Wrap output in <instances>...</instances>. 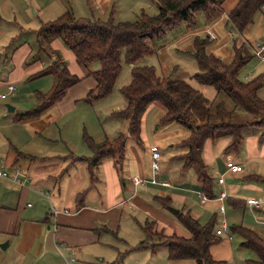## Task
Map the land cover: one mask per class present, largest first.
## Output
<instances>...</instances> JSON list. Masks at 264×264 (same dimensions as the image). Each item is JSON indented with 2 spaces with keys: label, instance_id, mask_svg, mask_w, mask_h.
I'll use <instances>...</instances> for the list:
<instances>
[{
  "label": "crops",
  "instance_id": "0c3cea01",
  "mask_svg": "<svg viewBox=\"0 0 264 264\" xmlns=\"http://www.w3.org/2000/svg\"><path fill=\"white\" fill-rule=\"evenodd\" d=\"M233 6L224 10V13L212 23L190 34L192 40L196 34L209 33V36L215 39L212 48H216L217 52L228 51L231 46L227 28L230 24L228 12ZM6 21L9 20L0 15V25H4L0 27V92L8 93L6 99L0 98V106L4 104L3 101L10 100L11 104L7 106H10L8 108L12 113L17 114L9 118L6 124L0 119V167L8 172L7 177H0V264H38L41 259L45 260L44 264H76L77 259L74 256L89 262L90 257H97L103 252L99 241L101 234H114L113 231L122 226L124 207L136 208L141 205L144 211L151 210L157 214L156 219L160 221L159 218H165V215H162L158 209L165 208L159 198H170L171 204L167 206L169 208L175 207V199L170 195H162L163 190L153 186L156 184L137 186L134 183L135 176L147 180L153 177L152 161L151 170H149L145 166L141 152L139 153L135 147V143L140 146L144 143L145 155L147 154L151 160L149 142L145 143L143 140V138L147 139L146 134L141 133L140 144L133 138L127 139L123 160H120L118 153L114 152L103 157L94 168L90 164L94 153L84 142L85 134L91 136L95 142L101 143L106 139H115L120 133L126 132H119L113 138L105 136V139L101 141V139L96 140L86 129H83L81 141L87 153L79 155L80 153L71 149L73 129L66 127L63 121L74 111V107L69 102L62 103L67 101L65 99L74 101L79 96H83L80 91L74 92L80 83L71 87L61 101L47 108L41 115L23 116L42 103L41 94L49 95L52 92L55 84V78L52 75L54 84L51 91L47 93L35 91L37 95L34 93V102L37 101V106L28 110L27 107L22 106L19 111L17 110V104L21 103L18 88L34 79L51 75L37 76L36 74L52 65L58 58L64 60L69 71L81 79H85L88 74H83L80 68L82 65L76 61L74 53L60 39L51 42L48 53L39 55L37 43V51L33 55V48L26 42H21L25 29H20V26L19 28L5 26ZM208 50L211 51V46ZM51 54L54 55L51 56ZM162 55L164 59L165 53ZM9 84L15 86L13 91L8 89ZM32 93L29 90L28 96ZM0 113H3L1 107ZM44 114L46 115L42 117ZM111 114L115 115V109ZM60 123L62 125H59ZM175 124L177 123L166 126L162 132ZM112 132L115 133V130L108 131V134H114ZM180 135L187 137L189 133L182 129L165 133L164 137L153 139L150 147L152 145L160 147V144L163 145L166 141L170 144L169 146L174 147ZM207 155V162L202 159L214 180V197L208 196L209 201L203 202L198 194L199 191H203L200 186L197 191L199 206L198 203H185L186 196L182 195L180 203L183 205L179 204L178 210L188 211L198 220L202 216L212 214V217H217V221L221 218L222 225L223 222L227 223L228 208L233 211L229 212L230 215L238 210L250 209L255 214L254 219L249 220L247 225H243L253 229L264 239V182L255 179L259 176L264 177V174L260 173L264 169L257 163V166L252 167L250 163H248L250 166L246 165L245 158L240 156L239 151L226 153L225 149L223 163H218L215 159L211 172L209 168L212 161L208 159L209 154ZM228 158L243 165L245 170L241 173L230 172L226 167ZM257 159L264 161V145ZM168 175V169L164 167L158 177L161 180H167ZM219 178L224 179L223 184L218 182ZM171 184L168 187L174 186L176 188L174 191L185 190L181 186L173 185L172 182ZM188 190L193 192L192 189ZM221 192L227 193V198L223 201L218 199ZM228 199L246 201L247 206L234 209L228 204ZM250 199H257L261 201V204L249 205ZM222 204L225 206L224 212L221 211ZM258 211L262 214H257ZM176 214L178 217V213ZM147 219L150 220L148 217ZM153 227L156 228L155 223ZM219 228L217 227L216 231ZM156 230L159 231L157 228ZM229 238L232 239L231 236ZM6 242L8 245H5ZM3 244L6 246L4 249L1 247Z\"/></svg>",
  "mask_w": 264,
  "mask_h": 264
},
{
  "label": "trees",
  "instance_id": "16d2710c",
  "mask_svg": "<svg viewBox=\"0 0 264 264\" xmlns=\"http://www.w3.org/2000/svg\"><path fill=\"white\" fill-rule=\"evenodd\" d=\"M160 10L155 15L143 12L139 20L118 21L112 17L108 19L76 17L71 11H66L58 18L42 23L36 31L39 50L38 55L48 53L51 42L60 39L75 55L76 61L86 66L98 61L100 68L90 71L87 76H93L96 87L87 95L86 100H96L110 95L122 72V63L131 65L132 80L122 87V94L127 106L116 111L115 115H123L129 119L126 133H120L115 139H106L101 143L95 142L91 136L85 134L84 142L92 150L91 167H96L100 160L117 152L123 160L126 141L128 138L141 143V120L147 108L154 102H160L165 109L159 119L160 126L179 123L188 131L189 135L180 143L187 148L184 154V165L195 166L202 190L209 197H214V180L208 172V166L202 159L204 141L208 136L212 139L224 134H232L234 139L226 148V153L239 151L244 143V130L256 127L262 131L261 141L264 142V101L257 96L263 86L264 74L258 75L250 81L240 79L242 67L253 56L244 53L245 44L234 42V60L225 63L216 55L209 53L207 47L215 40L211 36L196 37L193 49L184 53L193 56L198 63L199 72L193 78L204 86H212L218 92L225 91L230 95L243 98L250 109L258 116V120L247 123H232L225 121L226 113L219 107L213 113L214 101L189 81L160 76L154 66L137 65L145 56L156 54L158 51L150 41L165 37L177 26L187 24L196 25V14L203 12L206 23H212L224 13L226 0H156ZM264 0H237L228 12V22L242 33L253 21L254 16L264 10ZM254 55V54H253ZM256 56V55H255ZM51 74L55 78L52 92L41 94L42 103L23 116L41 115L47 108L61 101L68 90L76 85L81 78L72 74L67 63L58 58L52 65L37 73V76ZM219 120L216 122L215 120ZM255 177V176H253ZM264 182V177H256ZM164 206H170V198H159ZM228 204L234 209L245 208L247 202L238 199H228ZM179 221L189 230L190 236L176 234L166 235L158 231V242L147 243L143 240L139 247L166 246L169 258L174 260L193 259L196 264H223L216 260L212 253V245L220 240L216 232L217 217L213 216L208 223H201L188 211L183 209L178 213ZM154 223H148L144 230L152 238ZM231 229V228H230ZM234 234L243 238L240 247L250 250L255 258L248 259L245 264H264V239L253 229L243 225H234Z\"/></svg>",
  "mask_w": 264,
  "mask_h": 264
},
{
  "label": "rangeland",
  "instance_id": "374dc122",
  "mask_svg": "<svg viewBox=\"0 0 264 264\" xmlns=\"http://www.w3.org/2000/svg\"><path fill=\"white\" fill-rule=\"evenodd\" d=\"M235 1L236 0H226L224 9H230ZM159 10L160 5L156 0H0V15L9 20L8 22L6 21L7 23H5V26L15 28H19L18 26H20V29H25L21 42H26L33 48V55L36 53L38 47L35 31L41 27L42 23L58 18L66 11H71L76 17L80 18L95 17L108 19L112 17L118 22L139 20L143 12L149 15H155ZM195 20L196 25L194 27H188L187 24H182L172 28L165 37L151 40L149 42L150 45H153L158 51L154 55L145 56L137 62V65L154 66L160 76L189 81L194 86L200 88L208 98L214 101L213 113H216L219 107H223L226 113L225 121L239 124L258 120V116L240 96L234 94L230 95L225 91L218 92L212 86L198 84L193 78V76L199 72L197 60L184 52L193 49L196 37H208L210 35L209 33L196 34L192 40L189 35H192L194 32L198 31V29L208 24L205 21L203 12H198ZM1 26L4 25L1 24L0 27ZM227 28L231 41V46L228 51L224 50L217 52L216 48H212L215 40L207 47V51L216 55L225 63H230L235 57L234 42L239 46L244 43V53L246 55H252L253 58L242 67L240 79L243 81H250L258 75L264 74V61L260 57L255 56L254 53L255 42L260 41L264 43V10L258 12L254 16L253 21L242 33L232 24H228ZM210 46L212 52L208 50ZM164 53V59H162V54ZM52 55L54 54H51V56ZM131 67V65L123 61L122 72L110 95L96 100H86L87 95L96 87L95 78L93 76H86L85 79H81V81L77 83H80V85L76 86L74 89V92L80 91L83 93V96H79V98L74 101L73 99H65L67 101L62 103L65 104L69 102L71 106L74 107V111L65 118L63 123L66 127H71L73 129V138H71L72 142L71 146H69L73 151L80 153L79 155H81V153H87L85 145H83L81 141L83 129H86L96 140L101 139V141L105 139V136L113 138V136L117 135L119 132H127L129 119L123 115H113L111 112H113V109H115V112L120 111L127 106V101L122 94V87L129 84L132 80ZM80 68L83 74H88L90 71L99 69L100 63L95 61L86 66H81ZM53 84V76L47 75L29 81L22 87L19 86L21 103L17 104V110L19 111L22 106L27 107V110L36 107L37 101L34 102V93L36 95L37 93L35 91L50 92ZM29 90L33 92L30 96H28ZM257 96L264 101V83L258 90ZM80 98L81 100H78ZM9 101L10 100L3 101L4 104L0 106L3 108V113H0V119L5 124L8 122L9 118H13V116L17 114L9 110L7 106L11 104ZM164 112V106L160 102H155L147 108L142 117L141 133L146 134L145 136L147 139L145 140L143 138V140L145 143H147V141L149 142V148L150 143H153V139L164 137L163 134L165 133L181 129L189 133V131L179 123L171 126L170 129L165 132H162L166 126H169H160L159 119ZM45 115L46 114L42 117ZM215 121L219 122L218 119ZM59 125L62 124L60 123ZM113 130H115V133L112 132L114 134H108V131ZM179 132L180 131H178V133ZM261 133L262 131L256 127L245 129L244 143L243 146L240 147L239 152L240 156L245 158L244 163L246 165L250 163L251 166L250 164L248 165L252 167L257 166V163L264 169V161L262 159H257L264 145V142L260 139ZM185 137L186 136L180 135L176 143L177 145L174 147L169 146L170 144H167L168 141L164 142V146L160 144V148L165 153L161 162L163 165L161 173L164 167H166L169 172V178L166 181L172 182L173 185L181 186L185 190L177 192L174 191L176 190L174 186L164 187L161 185H153L163 190L164 193H162V195L172 196L175 199V207L171 206L169 208L164 206L163 208H165V211L162 210V207L158 209L162 215H165V218H159L160 221L156 219L155 215L157 214L153 213L151 210L144 211L141 205H138L136 208H134V206L124 207L125 211L123 214L122 226L118 228V230L113 231L114 234L102 233L99 238L103 251L102 254L97 257H90L89 262H86L84 258L74 256L77 259L76 264H196V261L193 259H170L166 247H152L147 245L140 248L138 246L143 240H147L148 244L158 242L160 238H158L159 235L155 234L158 233L156 228L166 235L176 234L184 237L190 236L189 230L178 220L177 214L173 210L179 209V204L182 202V195L186 196L185 203H198V206L200 204L197 191L201 184L198 179L197 169L195 166H183V156L187 152V148L181 146L179 143ZM233 139L234 137L232 134L216 136L214 139L208 136L205 139L202 149V158L207 162L206 157H208L207 154H209L208 159L212 161L209 168L211 172L214 168L212 163H215V159L218 163H223L225 159V149L232 143ZM135 144L138 152H141V157L145 166L151 170V160L147 154L145 155L146 149L144 150V143L143 146L137 143ZM255 155L258 156L252 157ZM262 168L261 170H263ZM260 173L264 174V170L260 171ZM182 183H184L183 186ZM188 189H192L193 192ZM152 204L155 205L154 202H152ZM199 211L201 210L199 209ZM228 211L233 212L229 208ZM229 212L226 214V217L227 223L231 229L236 224L247 225V223H249L248 221L254 219L253 216L255 215L250 209L238 210L232 214L234 216L230 215ZM257 214H262V212L258 211ZM147 217L150 218V220H148ZM211 218L212 214H207L202 216L199 220L201 223L206 224ZM150 222H154L156 225V228L154 227L152 229L153 236H151V239L147 238L149 236L146 235L144 230V227ZM220 225L221 218L217 221L216 229L217 227L219 228ZM231 229L230 232L227 231L221 235L220 240L212 245L211 253L216 260L223 261V264H245V261L254 258L255 254L250 250L240 247L243 238L239 234H234ZM229 236H231L232 239H230ZM44 263V259L38 262V264Z\"/></svg>",
  "mask_w": 264,
  "mask_h": 264
},
{
  "label": "built area",
  "instance_id": "2783aa9c",
  "mask_svg": "<svg viewBox=\"0 0 264 264\" xmlns=\"http://www.w3.org/2000/svg\"><path fill=\"white\" fill-rule=\"evenodd\" d=\"M264 9V6H263ZM254 53L256 56L260 57L264 61V43L260 41H256L254 45ZM8 89L10 91H13L15 89V86L13 84L8 85ZM8 97V93H2L0 92V98L1 99H6ZM150 152H151V161H152V172H153V177L150 180L140 178L139 176H135L133 178L134 183L137 186H144L147 185L148 183L151 184H156V185H161L164 187L171 186V182L166 181V180H161L158 175L160 174L162 170V159H163V151L162 149L157 146V145H152L150 147ZM226 167L227 169L232 172V173H241L245 170L244 166L241 164L236 163L234 160L231 158H228L226 160ZM20 172V170H18ZM8 172L0 167V177H7ZM218 182L220 184L224 183L223 178H219ZM199 196L202 198L203 202L209 201V197L205 195L203 191L198 192ZM225 198H227V193L226 192H221L219 195L218 199L223 201ZM249 205H254V206H259L261 204V201L257 199H250L248 200ZM221 211H225V206L224 204L221 205ZM229 231L228 224L226 222H223L221 227L216 231L218 235H223L225 232Z\"/></svg>",
  "mask_w": 264,
  "mask_h": 264
},
{
  "label": "water",
  "instance_id": "95a60500",
  "mask_svg": "<svg viewBox=\"0 0 264 264\" xmlns=\"http://www.w3.org/2000/svg\"><path fill=\"white\" fill-rule=\"evenodd\" d=\"M9 108H10V106H8ZM176 213H179L180 212V210H178V209H173ZM5 245H8V242H6L5 243ZM4 244L3 245H1V247L4 249V248H6V246H5Z\"/></svg>",
  "mask_w": 264,
  "mask_h": 264
}]
</instances>
